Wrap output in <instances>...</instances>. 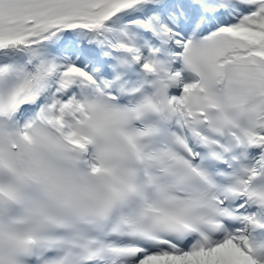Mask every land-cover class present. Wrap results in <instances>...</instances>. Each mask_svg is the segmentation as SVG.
I'll use <instances>...</instances> for the list:
<instances>
[{"label": "snow or ice", "instance_id": "obj_1", "mask_svg": "<svg viewBox=\"0 0 264 264\" xmlns=\"http://www.w3.org/2000/svg\"><path fill=\"white\" fill-rule=\"evenodd\" d=\"M0 264H264V0H0Z\"/></svg>", "mask_w": 264, "mask_h": 264}]
</instances>
